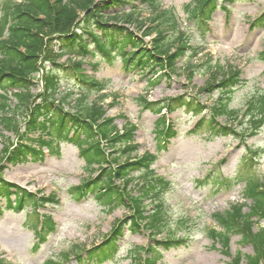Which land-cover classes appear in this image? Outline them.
Listing matches in <instances>:
<instances>
[{
	"label": "rangeland",
	"instance_id": "obj_1",
	"mask_svg": "<svg viewBox=\"0 0 264 264\" xmlns=\"http://www.w3.org/2000/svg\"><path fill=\"white\" fill-rule=\"evenodd\" d=\"M158 1L161 10L174 14V22L159 23L156 13L137 5L135 10H130L134 9L130 6L124 11L117 10L118 23L138 35L160 27L164 48H171L172 52L179 39H183L197 54L192 57L193 51H184V57L175 62V73L159 80L147 71L126 69L119 57L108 67L102 57L87 56L82 61L83 74L105 84V90L96 92L78 82L72 73L62 72L59 75L61 98L72 93L67 101L74 105L77 96H88L89 102L94 101L102 107L105 117L115 120L118 129L125 125L123 116L127 124L137 127L133 134L138 146L136 156L141 157L146 152L156 155L151 169L171 183L169 191L163 195L170 231L174 238L186 240L176 249L161 252L159 264H232V258L238 252L243 258L252 255L251 245H241L239 238L233 236L229 251L223 252L218 244L208 239L206 232L215 226L214 214L224 213L233 205H250L243 199V182L236 184L234 181L237 176H253L264 184V124L255 136L245 138L243 142L210 137L205 125L201 127L202 132L194 135L191 131L202 115H192L182 109L167 117L170 136L164 139L155 131L158 116L151 110L142 109L140 101L143 98L155 103L186 95L199 105L210 106L217 94L202 91L211 80L206 64L210 57L224 72H240V82L234 88L230 108L244 110L257 92H264V29L250 28V23L264 9V0H236L230 4L227 14L218 9L210 15L206 25L190 17L187 5L191 0ZM112 14V11L108 12V15ZM125 14H133L129 23L123 21ZM155 36L152 33L144 39L147 48L151 47L150 41ZM64 60L61 62H66ZM191 65L196 66V73L188 82L186 70ZM40 89L41 82L35 85L32 93ZM8 99L7 105L12 107L15 101L11 95ZM244 120L248 121V117ZM218 122L222 124L224 120ZM17 141V135L0 128V177L37 197L53 194L58 203L43 204L37 209L27 204L22 211L4 209L0 216V259L4 264H45L51 256L62 264H78L72 256L65 262L61 256L69 253L73 246L85 250L100 244L118 222L130 215L129 210L118 203L110 210L111 205L105 199H96L91 194L83 198L71 195V188L89 175L83 158L74 147L60 144L52 153L43 148V161L28 159L21 165H11L4 160L5 150ZM51 147L55 148V142ZM102 147L107 149L104 143ZM130 176L134 181L127 190L132 194L137 175ZM114 185L121 186L122 183L115 181ZM0 206H6L5 199L2 198ZM36 213L54 224L52 230L43 227L40 238L36 233ZM179 220H183L182 223ZM253 222L254 230H264V219ZM163 238H151L145 230L130 233L125 227L117 242L119 253L112 262L103 264H131L138 248L146 249ZM140 255L145 256L142 252Z\"/></svg>",
	"mask_w": 264,
	"mask_h": 264
},
{
	"label": "trees",
	"instance_id": "obj_2",
	"mask_svg": "<svg viewBox=\"0 0 264 264\" xmlns=\"http://www.w3.org/2000/svg\"><path fill=\"white\" fill-rule=\"evenodd\" d=\"M217 1L194 0L192 17H208L216 8ZM234 1L221 0V3ZM135 4L145 6L153 12L158 8L157 0H20L19 3L0 1V125L4 130L17 135L19 140L11 150L5 151L6 162L15 165L27 157L35 162L42 161V147L45 146L48 152H53L51 143H71L77 146L87 167L96 166L97 169L96 176L92 175L80 186L72 188L71 194L78 198L92 194L95 198L106 199L110 203L129 205L130 215L117 223L109 238L99 246L84 251L86 264H97L112 259L118 252L116 242L125 226L130 233L143 229L151 237L164 235L163 241L137 251L132 264H140L141 261L144 264H157L160 251H168L185 243L183 238H174L170 231L168 212L162 200V195L169 189V182L155 176L150 169L156 160L155 156L145 154L140 158L135 157L138 146L134 144L133 134L136 128L125 123L121 130H118L114 119L104 117L105 112L95 102L88 103L86 96L73 100L74 105H71L67 101L71 94L61 98L62 92L59 91V75L66 71H71L84 85L98 91L104 89L102 85L83 75L81 62H71V57L82 60L88 55L93 57L97 54L108 63L115 57H120L124 65L131 69H143L152 73L163 71V76L176 71L175 62L183 58L184 51L188 49L186 42L180 40L173 52H170L171 48H164L161 42L163 32L160 27L143 31L139 36L119 25V14L116 11H123ZM223 9L227 8L224 6ZM109 11L113 14L108 15ZM168 16L166 12L159 13L156 15V21H172ZM132 17L133 14H125L123 21L129 23ZM263 26L264 11L252 23V27ZM152 33L156 36L150 41L151 47L147 48L143 39L150 37ZM90 47L94 48L93 52H89ZM63 57H66L68 62L60 63ZM206 64L211 72V80L202 91L217 94L216 100L210 106H201L186 95L156 103L141 100L143 109L151 110L160 116L156 130L158 134L169 136L163 126V111L171 114L184 109L194 115L208 112L207 119L201 118L196 123L195 133H200L196 130L205 125L208 129L206 133L210 136L231 137L241 142L245 138L255 136L264 124V92H257L247 102L244 110H233L230 108V102L234 88L239 83V72H224L221 66L212 64L210 59ZM195 68L196 66L192 65L187 67L188 82L192 80ZM40 70L43 72L42 90L33 95L31 90L37 83L35 75ZM9 93L16 100L13 110L7 105ZM21 113L25 125L22 133L17 118ZM245 117H248V121L244 120ZM218 119H223L224 123L220 124ZM101 141L108 145L110 154L115 156H108L104 152L100 147ZM90 172L94 173L92 169ZM132 173L138 174L133 195L127 191L132 182ZM239 180L244 183V197L250 200L251 205L246 212L244 206L236 205L223 214L215 215L218 229L211 228L206 234L212 242L219 243L224 252H228L233 236L239 237L241 245H251L252 255L243 258L237 253L232 259V264H262L264 230L255 231L253 220L264 219V184L253 176L240 177ZM114 181L122 182L123 186H114ZM11 188L14 189L12 192ZM11 195L14 196L13 201L9 198ZM0 197L6 198V208L12 210H21L27 204L37 208L44 203H56L54 195L38 198L1 179ZM1 213L0 207V215ZM39 223L42 229L45 227L46 230H52L54 227L49 218L44 217ZM38 234L42 235L40 231ZM69 251L71 254L65 253L61 256L63 261L73 255L78 264H82L79 247H72ZM140 252L146 254V257L141 258ZM45 264L61 262L50 258Z\"/></svg>",
	"mask_w": 264,
	"mask_h": 264
},
{
	"label": "bare ground",
	"instance_id": "obj_3",
	"mask_svg": "<svg viewBox=\"0 0 264 264\" xmlns=\"http://www.w3.org/2000/svg\"><path fill=\"white\" fill-rule=\"evenodd\" d=\"M70 147V146H69Z\"/></svg>",
	"mask_w": 264,
	"mask_h": 264
}]
</instances>
